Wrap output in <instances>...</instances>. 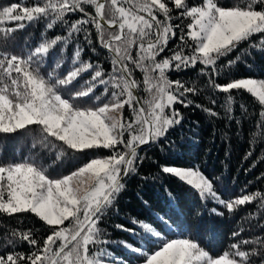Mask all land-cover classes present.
Returning a JSON list of instances; mask_svg holds the SVG:
<instances>
[{"label": "snow or ice", "instance_id": "snow-or-ice-1", "mask_svg": "<svg viewBox=\"0 0 264 264\" xmlns=\"http://www.w3.org/2000/svg\"><path fill=\"white\" fill-rule=\"evenodd\" d=\"M85 5L93 11H86ZM174 11L177 17L173 16ZM76 13L82 15L70 20L69 14ZM174 18L189 19L187 31L181 24H173ZM40 20L45 21L46 30L59 26L67 35L48 38L42 33L41 41L34 46L26 43L18 53L7 50L15 31L25 28L26 22ZM5 21L19 23L15 28L4 27ZM89 26L95 29L96 42L109 53V73L100 63L82 59L85 44L93 53L96 51ZM177 29L180 44L170 56L157 59L169 41L177 38ZM255 36L259 39L253 40ZM0 43L4 45L0 48V134H16L36 126L41 133V147L54 148L59 142L61 151L56 153V161L68 150L74 154L100 149L111 153L93 157L61 176L50 175L48 167L27 157L0 162V214L31 213L51 230L42 246L31 229L14 231L7 244L27 242L34 251L27 255L16 251L0 255V264H127L107 247L117 242L101 240L104 233L99 223L124 188V178L137 172L138 162L143 159L139 156L140 146L166 140L169 131L183 120L175 105L187 108L194 103L187 94L196 95L198 89L170 80L168 72L202 65L200 75L207 76V85L214 92L228 94L225 111L233 110L232 91L243 90L261 106L257 127L264 128V79L236 78L226 83L216 80L244 56L252 55L253 50L264 52V0H238L233 6H225L220 0H201L193 6L188 0H36L31 6L13 3L0 9ZM73 43L76 47L68 70L58 72L68 63L65 50ZM244 43L247 49L218 65L221 58ZM57 47L59 53L55 51ZM56 56L60 58L55 67L45 74L44 65ZM134 69L144 74V91L149 94L146 100L135 94L141 82L133 76ZM84 74L90 79L84 81L81 90L73 91ZM101 88V94L96 95ZM65 92L71 96L65 98ZM92 97L93 106L83 107L86 101L81 98ZM210 103L214 105L216 100L211 99ZM125 106L132 113L131 120L124 118ZM195 106L212 117L219 115L211 108ZM240 108L246 111L243 104ZM32 148L36 149L37 144ZM160 172L178 178L191 186L201 201L210 200L229 213L257 199L264 207V194L259 191L234 199L222 198L213 180L199 167L161 164ZM165 191L172 206L176 197ZM210 211L224 215L215 207ZM158 220L160 226L135 218L130 222L136 228L115 226L139 235L143 245H151L149 249L118 242L138 254L142 258L140 264H254V258H258L255 264H264V238L244 239L232 243L222 254L213 255L200 240L170 238L163 231H172L170 218L159 216ZM196 233L201 239L206 238L209 246L215 238L214 229L204 225L197 226ZM239 235L237 231L232 233L233 237ZM248 245L255 246L242 250Z\"/></svg>", "mask_w": 264, "mask_h": 264}, {"label": "trees", "instance_id": "trees-1", "mask_svg": "<svg viewBox=\"0 0 264 264\" xmlns=\"http://www.w3.org/2000/svg\"><path fill=\"white\" fill-rule=\"evenodd\" d=\"M35 2L36 0H0V9L13 3L31 6ZM188 3L189 6H193L201 3V0H188ZM220 3L225 6H233L238 3V0H220ZM85 8L86 11H93L91 6L85 5ZM81 15V13L69 14V19L76 20ZM173 16L177 17V12L174 11ZM18 23L5 21L3 26L15 28ZM172 23L181 24L184 31H187L185 25L190 23V20L174 18ZM89 27L91 28V26ZM91 31L96 51L93 53L91 48L85 44L82 59L100 63L105 73H109L112 71L109 53L96 42L95 29L91 28ZM176 32L177 38L169 41L165 51L157 59L170 56L180 44L178 39L180 30L177 29ZM42 33L46 34L48 38L67 35V32L59 26L54 30H46L43 20L30 24L26 22L25 28L14 32L13 38L8 41L7 50L18 53L26 43L29 46H34L41 41ZM258 39L259 36L253 37V40ZM80 41H83L82 35ZM3 47L4 45L0 43V48ZM60 47L55 49L57 53H59ZM75 47L76 45L73 43L65 50L68 63L63 64L61 69L57 70L58 72L68 70L70 57ZM247 47V43L241 44L240 48L229 56L221 58L218 65H223L227 60L234 59L241 49H247ZM185 51L187 52V49ZM59 58V56L50 57L42 71L45 74L51 72ZM130 67L133 66L130 65ZM201 67L203 66L197 65L195 68L173 70L167 73L170 80H179L188 87L198 89L196 95L187 94L194 103L187 108L176 104L175 107L183 115L181 124L169 131L166 140L148 144L139 150V156L143 159L138 162L137 172L124 178V188L116 198L114 205L106 209L99 223V227L104 233L101 240L117 242L108 244L107 247L116 256L125 260L127 264H140L142 258L138 254L126 250L118 242L127 241L140 246L143 245V241L139 235L133 236L130 232L118 230L115 226L121 224L126 228H136L137 226L130 222L132 218L160 226L158 217H168L172 231L169 232L167 228H164L163 231L170 238L191 237L200 240L202 245L213 255L222 254L229 249L232 243L244 239L254 240L258 236L264 238V207H261L260 199L240 206L234 212L229 213L226 208L220 205H214L210 201H201L195 190L177 178L160 172L161 164L183 168L199 167L206 177L213 180L214 187L224 199H234L241 194H250L256 191L264 194V128L257 127L261 106L249 93L243 90H233L231 94L235 97V104L231 113L226 112L225 100L228 94L214 92L207 85V76L200 75ZM133 76L141 82L140 88L136 90L137 96L141 97L142 101L148 99L149 94L144 91L143 85L144 74L138 69H134ZM236 78L264 79V52L253 50L252 55L244 56L241 61L226 70L216 80L218 83H226ZM88 79L90 76L84 74L83 79L73 91L81 90V85ZM102 91V88L99 89L96 95H100ZM63 94L65 98L71 96L70 92ZM81 99L86 101L82 105L83 107H91L95 103V97H92L91 100ZM211 99H215L216 104H211ZM196 104L211 108L219 115L212 117L201 108H197ZM241 104L245 106L246 111L240 108ZM123 115L126 120L132 119V113L127 106L123 110ZM40 139L41 133L36 126H31L28 130H21L16 134H0V162L20 161L27 157L48 167L50 175L61 176L69 174L93 157L111 155L109 150L105 149L89 150L84 154H74L68 150L64 152L59 161H56V153L61 151L59 142L54 148H44L39 145ZM169 141L172 143L169 144ZM34 143L37 144L36 149L32 148ZM120 147L122 149V146ZM250 151L252 155L249 156ZM165 190L171 191L176 197L172 206L169 205ZM213 207L222 211L224 215L219 216L211 213L210 210ZM65 224L67 225L68 222L66 221ZM201 225L213 228L215 231V238L210 246L206 238L201 239L196 233L197 226ZM29 229L33 231L34 237L38 239L41 246L43 239L51 231L34 214L21 213L13 216L0 214V255H6L13 251L23 252L27 255L34 251L27 242L17 243L15 246L7 244V238H10L14 231L23 232ZM233 231L239 232L240 235L233 237ZM137 232L139 233V229ZM143 246L151 248L150 244ZM253 246L255 245L242 246V250ZM99 247H104V245ZM257 259L254 258V264Z\"/></svg>", "mask_w": 264, "mask_h": 264}, {"label": "rangeland", "instance_id": "rangeland-1", "mask_svg": "<svg viewBox=\"0 0 264 264\" xmlns=\"http://www.w3.org/2000/svg\"><path fill=\"white\" fill-rule=\"evenodd\" d=\"M112 115H118V113H113ZM176 178V177H175ZM178 179V178H177ZM179 180V179H178ZM185 184V183H184ZM187 186H189V185H187ZM190 188H191V186H189ZM194 190V189H193ZM210 201V200H209ZM211 203H213L212 201H210ZM214 205H218V204H215V203H213ZM212 209V208H211Z\"/></svg>", "mask_w": 264, "mask_h": 264}, {"label": "water", "instance_id": "water-1", "mask_svg": "<svg viewBox=\"0 0 264 264\" xmlns=\"http://www.w3.org/2000/svg\"><path fill=\"white\" fill-rule=\"evenodd\" d=\"M106 50V49H105ZM136 94V93H135ZM137 95V94H136ZM148 145V144H147ZM147 145H143V146H140V149H142V148H144L145 146H147ZM139 149V150H140Z\"/></svg>", "mask_w": 264, "mask_h": 264}]
</instances>
